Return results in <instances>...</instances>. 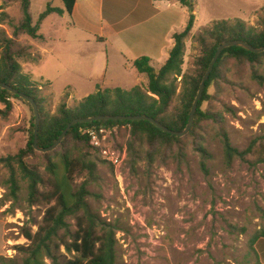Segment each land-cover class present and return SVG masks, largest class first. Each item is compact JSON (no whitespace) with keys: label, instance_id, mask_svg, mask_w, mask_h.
I'll use <instances>...</instances> for the list:
<instances>
[{"label":"rangeland","instance_id":"obj_1","mask_svg":"<svg viewBox=\"0 0 264 264\" xmlns=\"http://www.w3.org/2000/svg\"><path fill=\"white\" fill-rule=\"evenodd\" d=\"M192 2L195 21L185 40L182 65L185 73L193 72L200 53L193 36L211 27L214 20L239 18L247 29H261L264 0ZM47 4L62 7V0H30L34 24ZM8 5L4 10L18 22L21 15L18 1ZM52 18L50 15L46 19L40 34L65 37L69 43L79 36L77 29H67L60 19L53 26ZM0 27L11 35L12 29L6 22ZM18 41L36 53L40 40L21 35ZM50 48L45 45L38 63L27 57L19 60L22 71L42 85L39 95L45 100L44 111L49 114L56 112L61 101L73 107L98 89H129L135 85L147 88L146 76L135 72L132 60L115 55L106 44L91 47V53L90 48H83V54L78 52L79 46L61 48L57 43L54 51ZM101 52L105 64L106 54L109 55L107 71L105 66L97 65ZM219 74L208 89L209 98L201 104L202 110L216 117L201 121L192 136H183L174 146L160 148L134 142L130 151L129 129L121 126L112 137L114 145L127 151L120 180L108 164L98 160L99 178L87 185L90 194L86 199L96 214L116 228V264H264V162L257 160L264 145V56L254 63L224 57ZM179 91L178 84L177 94ZM177 94L171 106L177 104ZM0 109H4L1 103ZM33 122L31 105L12 99L11 110L0 113V156L26 148ZM223 134L233 148L244 152L243 157H234L230 165L225 159ZM199 146L209 155L205 160L206 175L200 166ZM64 152L97 157L89 147L68 140L64 146L58 144L48 152L34 149L24 160L48 180V161L62 168L60 156ZM8 174V169L0 165V198L7 191ZM86 178L85 172L76 173L73 187L77 188ZM20 184L14 211H5L10 201L0 204V218L6 230L5 236L0 234V249L5 244L0 251L7 258L0 260V264H21L24 255L12 246L26 245L28 241L19 233V226L24 223L29 226V220L39 223L45 209L53 203L39 202L30 208L25 200L26 183ZM43 189L50 190V186ZM36 228L33 225L32 231Z\"/></svg>","mask_w":264,"mask_h":264},{"label":"trees","instance_id":"obj_2","mask_svg":"<svg viewBox=\"0 0 264 264\" xmlns=\"http://www.w3.org/2000/svg\"><path fill=\"white\" fill-rule=\"evenodd\" d=\"M0 24L9 25L11 35L0 27V82L5 83L19 92L32 98L38 108L37 144L40 147H48L59 137L65 126L76 117H89L95 115H146L154 118L161 124L173 130H183L187 124L190 109L196 96L199 84L204 76L217 47L227 40H243L255 47L264 45V19L259 31L247 29L244 22L235 18L214 20L211 27L203 28L200 33L193 36L199 44L200 53L194 61L192 73L182 71L185 40L189 36L194 25V13L188 15L183 29L172 33L173 45L168 52L165 62L158 68L150 64V58L141 56L133 61L134 68L146 76L147 88L143 90L140 85L129 89L121 87L98 89L81 98L73 107L65 102H60L54 114L44 111L43 102L39 95L42 85L33 80L30 74L24 73L19 60L29 58L37 63L41 59L40 53L32 52L30 46L20 44L18 37L26 35L31 39L41 40L39 33L42 20L51 13L59 15L66 12L71 15L75 0H62L63 8L47 4L36 23L34 24L29 12L30 0H17L20 7V19L14 22L13 18L4 10L13 0H0ZM179 3L193 10L191 0H177ZM264 56L262 52H251L239 46H229L220 52L208 79L197 109L191 128L184 135L192 136L203 120H212L216 115L210 111L201 109V104L209 98L208 89L219 78V66L224 57L245 59L248 62H257ZM178 78L180 80L178 81ZM256 78V76H255ZM260 79L258 76L257 79ZM177 81L179 83H177ZM178 84L180 91L177 94ZM68 95L67 93H65ZM177 94V104L171 106L172 100ZM12 99H21L17 94L0 87V103L4 109L0 113L6 114L12 108ZM26 101V100H25ZM34 119V114H33ZM105 126L128 127L131 141L128 148L132 150L134 142H146L151 147L174 146L181 138L170 133L163 132L147 120L108 119L92 122H79L74 124L64 135L59 145L64 146L68 140L89 147L98 157L90 158L86 153L69 155L62 153L60 163L48 161L46 170L48 180H44L37 168L30 166L24 157L33 153L34 122L26 148L15 154L0 156V165L8 169V177L5 180L4 192L0 198V204L10 201V206L5 211H14V203L19 200L21 182L26 183V203L31 208L39 202L50 203L39 223L31 222L19 226L20 234L28 241V244H15L14 250L22 253L21 264H116V228L113 224L103 220L96 214L87 201L90 194L87 185L99 178L98 160L107 162L94 150L85 135L80 133V128ZM226 163L230 165L236 156L243 157L244 152L233 148L226 134L222 135ZM114 147L117 145L113 144ZM200 166L207 174L205 160L209 157L206 150L199 146ZM48 153H44L47 155ZM181 155V154H180ZM258 161L264 162V145L258 153ZM127 162V160H126ZM110 166V165H109ZM111 170L112 167L110 166ZM87 174V178L74 188L73 177L76 173ZM50 186V190L43 187ZM73 220V221H72ZM36 225L35 231L32 226ZM5 258L0 254V260ZM11 259V258H10Z\"/></svg>","mask_w":264,"mask_h":264},{"label":"crops","instance_id":"obj_3","mask_svg":"<svg viewBox=\"0 0 264 264\" xmlns=\"http://www.w3.org/2000/svg\"><path fill=\"white\" fill-rule=\"evenodd\" d=\"M63 6L62 2L60 8ZM187 8L177 0H75L70 16L66 12L61 15L57 13L47 15L39 26V32L46 19L53 15V26L57 25V20L60 19L62 24H66L67 29L68 27L77 29L79 36L74 37L72 43H69L65 37L41 34L43 38L36 44V50L41 55L39 62L43 58L42 52L45 51L46 44L51 47L50 51L55 50L57 43L61 48L62 45L68 48L70 45L73 48L79 46L81 51L78 52L81 54L84 52L83 48H90L91 53V47L106 44L107 48L110 47L119 57L133 62L136 58L147 56L150 58V64L158 68L167 59L173 45L172 33L183 29L189 13H194V3L193 10L189 9L188 12ZM149 10L150 13L147 14ZM98 54L97 65L99 68L105 66L104 69L107 71L109 55L106 54L105 64L102 59L103 52ZM134 70L141 74L135 68ZM5 232L4 222L0 218V234L5 236ZM4 246L5 244L0 250L3 251Z\"/></svg>","mask_w":264,"mask_h":264},{"label":"water","instance_id":"obj_4","mask_svg":"<svg viewBox=\"0 0 264 264\" xmlns=\"http://www.w3.org/2000/svg\"><path fill=\"white\" fill-rule=\"evenodd\" d=\"M229 46H239V47H242V48H244L246 50H249L251 52H257V53L264 51V45L260 46V47H255V46H253V45H251V44H249V43H247V42H245L243 40H238V39L227 40V41L221 43L217 47V49H216V51H215V53H214V55L212 57V60H211V62L209 64L204 76L201 79V82L199 84L196 96L194 98V101H193L191 109H190V113H189L187 124H186L185 128L183 130H180V131L170 129V128L166 127L165 125L161 124L160 122H158L157 120H155L154 118L146 116V115H113V116H110V115H95V116H89V117H76V118H73L65 126V128L63 129V131L61 132V134L59 135V137L56 139V141L53 144H51L48 147H40L37 144V129H38V121H39L37 104L29 96L25 95L24 93L19 92L17 89H15V88H13V87L5 84V83H1L0 82V87L4 88V89H7L10 92H13V93L17 94L19 97L23 98L24 100H26L31 105L32 110H33V114H34L33 147H34V149H36L38 151H41V152H48L50 150H53L60 143V141L63 139L65 133L74 124L79 123V122H92V121L102 120V119H104V120H108V119H112V120H116V119H121V120H124V119H128V120H147V121L151 122L154 126L159 128L160 130H162L163 132H167V133H170L171 135L182 137L191 128V125L193 123L194 116H195V111L197 109L198 101L201 98L203 90H204V87H205V82L208 79L209 74L212 71L213 66H214V64H215L220 52L222 51V49H224L226 47H229Z\"/></svg>","mask_w":264,"mask_h":264},{"label":"built area","instance_id":"obj_5","mask_svg":"<svg viewBox=\"0 0 264 264\" xmlns=\"http://www.w3.org/2000/svg\"><path fill=\"white\" fill-rule=\"evenodd\" d=\"M80 133L86 136L90 146L99 152L100 157L112 167L114 176L120 180L121 170L127 160V151L125 147L113 146L112 137L118 133V128L87 127L80 128Z\"/></svg>","mask_w":264,"mask_h":264}]
</instances>
